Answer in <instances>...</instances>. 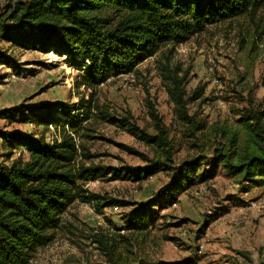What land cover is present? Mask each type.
Instances as JSON below:
<instances>
[{
    "label": "trees",
    "instance_id": "obj_1",
    "mask_svg": "<svg viewBox=\"0 0 264 264\" xmlns=\"http://www.w3.org/2000/svg\"><path fill=\"white\" fill-rule=\"evenodd\" d=\"M261 10L264 0H15L8 4L0 14V42L8 49L63 55L80 72L76 87L83 86L90 93L73 104L74 111L60 106L59 118L56 111L48 112V107L43 113L24 105L0 110V118L12 119L17 113L22 120L44 128L51 126L55 132L54 138L46 141L32 134L0 131V138L10 149L27 154L25 160L18 157L9 164L0 162V264H29L38 249L54 240L62 215L75 202L89 203L97 211L111 205L130 206L118 228L125 235H118L119 239L100 236L96 231L91 235L112 264H193L144 258L136 261L121 255L119 247L145 241L160 218L158 210L174 203L188 186L213 178L218 166L239 183L264 184V100L243 98L246 106L234 111L236 127L212 129L219 141L212 148L209 169L198 174L201 157L174 165L173 146L152 105L149 116L153 134L131 123L130 117L110 119L151 149L149 157L121 145L128 154L140 156L144 165L89 163L96 155L84 145L85 140L94 138L87 123L95 114L108 116L100 110L94 90L110 78L135 72L163 46H177L208 27L243 16L252 18ZM0 64L17 66L1 50ZM160 71L178 121L190 130V136L202 134L204 124L186 107V73L178 76L179 70L165 63ZM193 93L189 100L198 98L201 90ZM159 172L170 173L172 178L140 203L103 197L86 188L88 182L101 177L141 181Z\"/></svg>",
    "mask_w": 264,
    "mask_h": 264
},
{
    "label": "rangeland",
    "instance_id": "obj_2",
    "mask_svg": "<svg viewBox=\"0 0 264 264\" xmlns=\"http://www.w3.org/2000/svg\"><path fill=\"white\" fill-rule=\"evenodd\" d=\"M14 1L0 0V14ZM0 50L17 63L0 64V110L24 105L43 113L48 107L47 111H56L59 118L60 106L71 111L80 97L87 98L90 93L83 86L76 87L80 72L63 55L8 49L4 42H0ZM163 63L178 69V76L186 73V107L204 124L202 134L190 136V130L174 114L160 71ZM199 90L201 95L189 100L193 91ZM94 93L100 110L108 116L95 114L87 123L94 138L85 140L84 145L96 155L89 163L108 167L144 165L140 156L128 154L121 145L149 157L151 149L115 121L130 117L131 123L153 134L149 116L152 105L173 146L174 165L201 157L197 173L206 172L212 148L219 141L212 129L235 128L234 111L246 106L243 98L264 100V10L252 18L243 16L208 27L177 46H163L137 66L132 79L125 75L110 78ZM0 131L32 134L46 141L55 135L51 126L26 122L17 113L12 119L0 118ZM18 157L25 160L27 154L10 149L0 138V162L9 164ZM108 177L90 181L86 188L103 197L140 203L151 198L172 174L159 172L141 181ZM128 209L130 206L111 205L97 211L89 203L75 202L62 215L54 240L38 249L29 264H112L91 235L94 231L106 238L125 235L118 228ZM158 211L160 218L146 240L131 241V246L121 244V255L164 263L264 264V184L239 183L218 166L213 178L188 186L174 203Z\"/></svg>",
    "mask_w": 264,
    "mask_h": 264
},
{
    "label": "built area",
    "instance_id": "obj_3",
    "mask_svg": "<svg viewBox=\"0 0 264 264\" xmlns=\"http://www.w3.org/2000/svg\"><path fill=\"white\" fill-rule=\"evenodd\" d=\"M127 78H133V72H130V73H127V74H124ZM19 154V153H18ZM95 232V231H94Z\"/></svg>",
    "mask_w": 264,
    "mask_h": 264
},
{
    "label": "crops",
    "instance_id": "obj_4",
    "mask_svg": "<svg viewBox=\"0 0 264 264\" xmlns=\"http://www.w3.org/2000/svg\"><path fill=\"white\" fill-rule=\"evenodd\" d=\"M149 261V260H148Z\"/></svg>",
    "mask_w": 264,
    "mask_h": 264
}]
</instances>
